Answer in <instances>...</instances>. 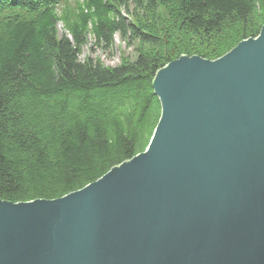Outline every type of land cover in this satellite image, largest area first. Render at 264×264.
Wrapping results in <instances>:
<instances>
[{"label": "water", "instance_id": "95a60500", "mask_svg": "<svg viewBox=\"0 0 264 264\" xmlns=\"http://www.w3.org/2000/svg\"><path fill=\"white\" fill-rule=\"evenodd\" d=\"M152 86L143 152L59 198H0V264H264V24Z\"/></svg>", "mask_w": 264, "mask_h": 264}, {"label": "trees", "instance_id": "16d2710c", "mask_svg": "<svg viewBox=\"0 0 264 264\" xmlns=\"http://www.w3.org/2000/svg\"><path fill=\"white\" fill-rule=\"evenodd\" d=\"M171 3L200 37L237 27V44L264 24V0H0L1 199L62 197L147 148L161 115L156 72L183 54L225 53L178 47L177 34L172 55L151 25ZM117 34L140 43L133 59H80L89 36L109 49Z\"/></svg>", "mask_w": 264, "mask_h": 264}, {"label": "rangeland", "instance_id": "374dc122", "mask_svg": "<svg viewBox=\"0 0 264 264\" xmlns=\"http://www.w3.org/2000/svg\"><path fill=\"white\" fill-rule=\"evenodd\" d=\"M176 13L177 5L175 3L169 5L161 4L151 18V25H153L154 31L162 37L164 42H168L169 40L171 49L175 48L174 50H170L172 55L176 54L179 49L174 47L176 42L178 43V47L184 42L185 44H189V48L200 47L203 50L212 49L219 44L222 45L225 53L236 45V37H238L236 32L237 27H230V29H227L224 33L214 38L200 37L193 34L186 27H183ZM58 27L60 33L62 31V24L59 23ZM177 34L179 35V39L175 38L177 41L173 42L175 41L173 36ZM138 45H140L139 42L134 47H129L121 39L120 35L117 34L114 37L113 46L105 49L96 46L94 44V38L89 36L86 45L82 49L80 59L83 61L86 58H92L101 61L104 65L116 66L123 60L133 59L137 53L135 47Z\"/></svg>", "mask_w": 264, "mask_h": 264}]
</instances>
